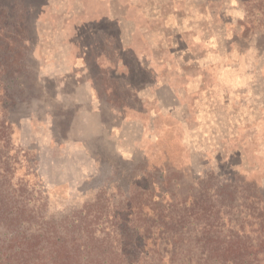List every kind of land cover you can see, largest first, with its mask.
Instances as JSON below:
<instances>
[{
	"label": "rangeland",
	"instance_id": "1",
	"mask_svg": "<svg viewBox=\"0 0 264 264\" xmlns=\"http://www.w3.org/2000/svg\"><path fill=\"white\" fill-rule=\"evenodd\" d=\"M219 212L264 236V0H0V264L85 216L129 264H230L153 244Z\"/></svg>",
	"mask_w": 264,
	"mask_h": 264
},
{
	"label": "trees",
	"instance_id": "2",
	"mask_svg": "<svg viewBox=\"0 0 264 264\" xmlns=\"http://www.w3.org/2000/svg\"><path fill=\"white\" fill-rule=\"evenodd\" d=\"M9 141L4 145L5 162L3 163L5 171L8 172L9 163L6 162L10 153ZM9 162V161H8ZM258 201L263 197L261 194L255 196ZM219 214L212 225H207L201 229L200 238H193L189 235L190 227L195 226V222L185 218L176 222L175 226L181 230H187L184 234L176 231L174 239L166 241H154V245L159 247L168 246L173 249L182 250L184 248H204V252H211L217 260L228 261L230 264H264V236L257 238L251 234L239 233L236 235H223L218 229ZM7 216H11L9 212ZM10 224L18 223L19 213L13 215ZM98 222V221H97ZM97 222L89 221L86 216L70 225L68 233L64 237H44L43 240H36V237L17 236L14 238L15 252L6 258V261H13L16 264H129L130 254L126 251V246L132 244L134 249L137 247V240L132 236L123 233V228L105 223L109 228V233H103V240L99 241L93 236L94 226L97 228ZM106 227V228H107ZM215 230V231H214ZM111 237L110 235H113ZM116 234V235H115ZM188 236V237H187ZM182 237V238H181ZM184 237V238H183ZM44 242V243H43ZM43 244L42 248H39ZM116 245L115 248L108 250L106 247ZM186 252V251H185ZM187 252H191L188 250ZM182 252H177L179 254ZM157 254L156 252L154 253ZM184 261H186L184 259Z\"/></svg>",
	"mask_w": 264,
	"mask_h": 264
}]
</instances>
